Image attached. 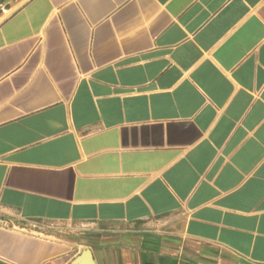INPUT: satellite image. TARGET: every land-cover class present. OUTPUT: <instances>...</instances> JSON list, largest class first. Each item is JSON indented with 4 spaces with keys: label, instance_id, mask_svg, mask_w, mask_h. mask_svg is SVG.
<instances>
[{
    "label": "crops",
    "instance_id": "crops-1",
    "mask_svg": "<svg viewBox=\"0 0 264 264\" xmlns=\"http://www.w3.org/2000/svg\"><path fill=\"white\" fill-rule=\"evenodd\" d=\"M264 264V0H0V264Z\"/></svg>",
    "mask_w": 264,
    "mask_h": 264
},
{
    "label": "water",
    "instance_id": "water-1",
    "mask_svg": "<svg viewBox=\"0 0 264 264\" xmlns=\"http://www.w3.org/2000/svg\"><path fill=\"white\" fill-rule=\"evenodd\" d=\"M70 264H96L90 248L84 247L82 252L76 256Z\"/></svg>",
    "mask_w": 264,
    "mask_h": 264
}]
</instances>
